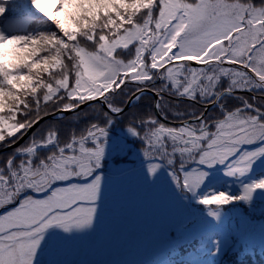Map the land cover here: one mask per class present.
Returning a JSON list of instances; mask_svg holds the SVG:
<instances>
[{"label": "snow or ice", "instance_id": "snow-or-ice-1", "mask_svg": "<svg viewBox=\"0 0 264 264\" xmlns=\"http://www.w3.org/2000/svg\"><path fill=\"white\" fill-rule=\"evenodd\" d=\"M147 93L165 120V97L202 110L166 124L141 114ZM67 113L83 125L61 139L46 117ZM130 138L183 212L153 264H217L229 209L264 201V0H0V264H65Z\"/></svg>", "mask_w": 264, "mask_h": 264}, {"label": "rangeland", "instance_id": "rangeland-1", "mask_svg": "<svg viewBox=\"0 0 264 264\" xmlns=\"http://www.w3.org/2000/svg\"><path fill=\"white\" fill-rule=\"evenodd\" d=\"M147 100L144 97L141 103L147 104ZM69 115H65L63 120L54 119L52 116L46 119L47 123L56 124L61 129V139L73 127L79 128L83 125V121L76 124L73 116L68 119ZM44 123L42 121L41 125ZM27 139L28 136L20 143L23 144ZM126 147L133 146L127 142ZM10 151L11 149H7L0 152V157L6 156ZM123 153L106 166L107 184L101 202L102 223L95 233L70 245L62 253L60 259L65 264H153L166 232L176 228L182 220L183 212L178 206L158 189L144 184L147 161L142 153L135 158L131 156L134 159H129ZM117 169L119 171H115ZM229 216L230 219L225 220L223 227L230 236L228 243L232 247L223 255L236 252L245 255L257 254L255 237L261 233L260 225L264 224V201L256 198L250 207L243 203L237 204L234 209H229ZM196 240L181 250L187 251V254L193 253L199 247V241ZM246 247L248 251L245 253ZM224 256L216 257L217 264Z\"/></svg>", "mask_w": 264, "mask_h": 264}, {"label": "flooded vegetation", "instance_id": "flooded-vegetation-1", "mask_svg": "<svg viewBox=\"0 0 264 264\" xmlns=\"http://www.w3.org/2000/svg\"><path fill=\"white\" fill-rule=\"evenodd\" d=\"M240 95H249V94L248 93H240ZM144 97L146 99H148V100H147V104H144V103L140 102L141 114H144V113L151 114V115L157 117L158 119H160L162 122H164L166 124L173 120V115H172L173 112H176V111H181L182 112V111H185L186 109L187 110H193V111L196 110V109H201L202 110V107L199 104H191L187 100L177 101L175 98L165 97V102H170V103H168V107H167V112H168L167 120H165L164 117L162 115H160L158 113V111L154 107V104H155V101H156L155 95H153L152 93H147V94H145ZM177 103L179 104L178 108L172 107V105H175ZM152 104H153V110L151 108ZM206 114H213L214 115L215 113H214L213 109L209 107L208 112ZM125 116H127V118H125ZM125 116L117 117V125H116V132H115V134H117V135L121 134L120 133V128L124 124H126L127 121H128V118H129L128 114H126ZM128 143L130 145H132L133 147H129V148L126 147L125 151H127V152L124 151L123 154L129 156L130 159H134L135 157L140 155L138 153H141V148H140L141 145L139 143H132L131 142V138L129 139ZM131 156H134V158H132ZM115 158H118V157H115ZM133 163H136V162H133ZM115 171H119V170L117 169Z\"/></svg>", "mask_w": 264, "mask_h": 264}, {"label": "trees", "instance_id": "trees-1", "mask_svg": "<svg viewBox=\"0 0 264 264\" xmlns=\"http://www.w3.org/2000/svg\"><path fill=\"white\" fill-rule=\"evenodd\" d=\"M151 108L153 110V104H152ZM70 117H72V114L67 116L68 119ZM262 240H264V235L262 233L257 234L255 237V244L258 246V253L257 254L251 253L252 255H250L247 253V255H245L244 253H240V252L233 253L232 255L228 254L227 256H224L222 254L221 256H224V258L221 261H219L218 264H264V256L261 255L264 253H262L260 251L261 246H262ZM197 241H199V240L197 239L196 242ZM242 241H244L243 238H242ZM186 254H187V251L180 250V254L175 256V260L180 261L181 259H189L190 258L189 255L188 254L186 255ZM243 255H245V256H243ZM221 256H219V257H221ZM248 259H249V263H248Z\"/></svg>", "mask_w": 264, "mask_h": 264}, {"label": "water", "instance_id": "water-1", "mask_svg": "<svg viewBox=\"0 0 264 264\" xmlns=\"http://www.w3.org/2000/svg\"><path fill=\"white\" fill-rule=\"evenodd\" d=\"M84 107H85V106H84ZM68 114H71V113H67V114H65V115H68ZM50 117H51V116H48V117H46V119H47V118H50ZM41 122H42V121H41ZM29 133H30V132H29ZM25 137H26V136H25ZM25 137H24V138H25ZM4 151H5V150H4ZM0 152H2V151H0Z\"/></svg>", "mask_w": 264, "mask_h": 264}]
</instances>
